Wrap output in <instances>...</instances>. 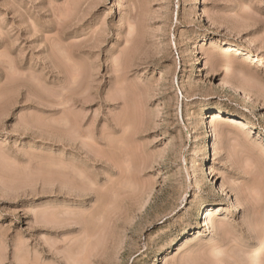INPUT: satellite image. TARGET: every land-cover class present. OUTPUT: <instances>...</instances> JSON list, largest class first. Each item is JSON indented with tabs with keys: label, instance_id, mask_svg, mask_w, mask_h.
Segmentation results:
<instances>
[{
	"label": "rangeland",
	"instance_id": "1",
	"mask_svg": "<svg viewBox=\"0 0 264 264\" xmlns=\"http://www.w3.org/2000/svg\"><path fill=\"white\" fill-rule=\"evenodd\" d=\"M250 156L264 0H0V264H264Z\"/></svg>",
	"mask_w": 264,
	"mask_h": 264
},
{
	"label": "bare ground",
	"instance_id": "2",
	"mask_svg": "<svg viewBox=\"0 0 264 264\" xmlns=\"http://www.w3.org/2000/svg\"><path fill=\"white\" fill-rule=\"evenodd\" d=\"M223 82V85H225V86H227V83L225 82V81H222ZM124 84V83H123ZM240 85V84H239ZM241 86V85H240ZM240 86H238V85H233L232 86V89L234 90V91H239L240 90ZM244 86V85H243ZM245 87V86H244ZM243 90V89H242ZM247 91V90H246ZM246 93V92H245ZM248 93V92H247ZM246 93V94H247ZM246 94H245V96H246ZM247 97H249V96H247ZM126 110V109H125ZM130 110V109H129ZM223 112V110L221 109V108H215V107H213V108H209V111H208V113H201V115H202V123H203V125L206 127L207 126V124H206V116H207V114H210V116H211V114H212V121L210 122V124H211V129H209V131H205L204 133H205V138H209L208 139V141L209 142H211V145H210V148H212V150H213V153L215 154V153H218L217 151L218 150H216L215 149V147H214V144L215 143H213V141H212V139H215V137H216V135L218 134V133H220L221 132V134L223 135V136H225L226 134H227V130L220 124V123H216V118L217 117H223V114H221ZM224 113V112H223ZM126 114V113H125ZM226 114V113H225ZM261 114V113H260ZM210 116H208V118L210 117ZM128 117V116H127ZM65 120H66V122H67V124H71V119H68V117H65ZM123 120V119H122ZM219 120V119H218ZM228 122L230 123V124H232L234 127H237V128H242L243 130H244V128L246 129L247 128V122H245V121H243L241 118H237V117H235V116H231V115H229L228 116ZM124 121V120H123ZM75 123V122H74ZM28 124V123H27ZM129 124V123H128ZM208 130V129H207ZM129 139V138H128ZM209 142H208V144H209ZM240 144V143H239ZM247 145V144H246ZM245 146V144L244 145H242V147H244ZM241 147V146H240ZM241 147V148H242ZM247 147H249L248 145H247ZM245 149V148H244ZM248 149V148H247ZM210 150V149H209ZM249 152V151H248ZM249 160L251 161V165H253V166H255L256 167V169H258L259 170V173L261 174V176H264V164L263 163H261V161H259V160H257V159H254L252 156H250V158H249ZM264 162V161H263ZM208 169H209V171H207V172H209V173H206V176H204V177H202V178H199L198 179V182H197V184H200L201 182H210V181H212V179L213 178H210L211 176H212V171H211V167H207ZM205 170V169H204ZM207 170V169H206ZM248 172V171H247ZM224 186L222 187L221 186V188H220V190H221V192L219 193L218 192V194L219 195H221L222 197H226L227 198V200H228V202H230V207H231V211L233 212V211H238L239 210V208H240V204L241 203H238V202H236V200L234 201V199L232 198V196H230L227 192H226V189L224 190ZM225 199V198H224ZM229 204V203H228ZM223 208H221V204H219V203H213L212 205H210V206H207L206 207V210H205V213H206V215L205 216H212V215H215V214H217L218 212H220L221 210H222ZM203 210V209H202ZM102 233V232H101ZM100 235H102V234H100ZM99 235V236H100ZM95 245V244H94ZM96 246V245H95ZM94 248V247H93Z\"/></svg>",
	"mask_w": 264,
	"mask_h": 264
}]
</instances>
